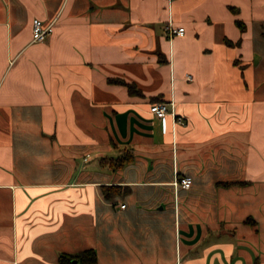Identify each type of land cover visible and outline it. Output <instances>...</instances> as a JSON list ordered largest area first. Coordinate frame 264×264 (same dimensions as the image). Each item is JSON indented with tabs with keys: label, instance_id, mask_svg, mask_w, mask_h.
I'll list each match as a JSON object with an SVG mask.
<instances>
[{
	"label": "crops",
	"instance_id": "obj_1",
	"mask_svg": "<svg viewBox=\"0 0 264 264\" xmlns=\"http://www.w3.org/2000/svg\"><path fill=\"white\" fill-rule=\"evenodd\" d=\"M125 147L126 166L101 160ZM87 248L95 264H264V0H0V264Z\"/></svg>",
	"mask_w": 264,
	"mask_h": 264
},
{
	"label": "trees",
	"instance_id": "obj_2",
	"mask_svg": "<svg viewBox=\"0 0 264 264\" xmlns=\"http://www.w3.org/2000/svg\"><path fill=\"white\" fill-rule=\"evenodd\" d=\"M237 22L238 24L241 25V28L243 29L244 27L242 25V22L238 20ZM161 61H164V60H161ZM109 82L120 83V84L127 86L128 91L131 94H139V95L143 94L142 90L133 81H127L126 79L121 78V77H109ZM157 101H152V103L157 102ZM134 157H135V154H134L133 148L125 147L121 149V152L118 155L103 156L101 160L103 161V163L109 164V166H111L112 168L118 169L134 161ZM224 184L227 185L229 184V182L226 181L224 182ZM121 187L122 186L120 184H112V185H106V186L104 185L103 194L106 198H109L115 194H119V192L121 191ZM97 259H98L97 252L94 248H87V249L78 251L74 254H61V257H60L62 264L70 263L73 260H77L83 264H95L97 263Z\"/></svg>",
	"mask_w": 264,
	"mask_h": 264
},
{
	"label": "built area",
	"instance_id": "obj_3",
	"mask_svg": "<svg viewBox=\"0 0 264 264\" xmlns=\"http://www.w3.org/2000/svg\"><path fill=\"white\" fill-rule=\"evenodd\" d=\"M165 30L169 32L170 35H183L185 33V27L184 26H176L171 21H168L165 25ZM53 33V22H45L41 18H34L32 22V40L33 41H44L51 36ZM187 79H192V74H187ZM173 102H167V101H157L150 105V111L151 113L160 118L163 119L169 112L174 114L176 123L184 124L186 120L182 115H177L175 112H173L172 109ZM175 185L180 186L182 188L188 189L191 187L193 183V178L190 175H182L178 176L175 179ZM121 207H125V203L121 204ZM175 264H181V262H177Z\"/></svg>",
	"mask_w": 264,
	"mask_h": 264
},
{
	"label": "rangeland",
	"instance_id": "obj_4",
	"mask_svg": "<svg viewBox=\"0 0 264 264\" xmlns=\"http://www.w3.org/2000/svg\"><path fill=\"white\" fill-rule=\"evenodd\" d=\"M165 26V21L163 22V26L161 25V28L163 30V36L168 40L171 37H174L173 35H170L169 32L167 30L164 29ZM95 155V154H94ZM94 158V157H93Z\"/></svg>",
	"mask_w": 264,
	"mask_h": 264
}]
</instances>
